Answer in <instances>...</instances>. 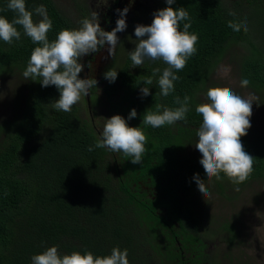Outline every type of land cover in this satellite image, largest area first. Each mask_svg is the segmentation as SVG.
Returning a JSON list of instances; mask_svg holds the SVG:
<instances>
[{
  "label": "trees",
  "instance_id": "obj_1",
  "mask_svg": "<svg viewBox=\"0 0 264 264\" xmlns=\"http://www.w3.org/2000/svg\"><path fill=\"white\" fill-rule=\"evenodd\" d=\"M7 3L0 0V15L11 21L14 13ZM25 3L29 11L41 4L46 7L52 20L49 41L61 29L75 28L54 0ZM167 6L166 0H159L157 9ZM171 7L188 11L189 32L198 35L197 52L176 73L179 80L174 82V92L160 95L157 74L148 86L150 94L142 97V81L154 68L162 73L167 65L146 59L142 68L133 67L129 52L134 43L119 56L122 65L116 69V80L104 88L108 111L145 132L142 164H132L123 153L107 148L88 151L102 132L96 128L94 111L90 115L84 108L93 117L91 121L78 104L70 112L57 111L51 105L59 98L58 89L26 80L23 72L33 48L39 45L20 26H16L19 41L7 44L0 40V81L17 75L25 90L14 96L13 114L0 118V264H31L34 254L52 245L61 254L88 250L94 256L108 255L118 246L127 249L129 264H215L219 250L206 251L205 238L210 234L203 230L202 213L204 220L211 216L199 208L201 198L196 197L193 176L198 174L210 188L214 180L221 192L222 180L236 184L223 173L220 180L205 176L199 162L202 154L195 147L202 123L195 108L202 103L200 95L212 74L232 51L239 80L248 79L246 88L264 98V0H174ZM230 10L236 15H229ZM155 11L135 14L126 21V33L133 32L135 22L151 24ZM38 19L33 15L34 21ZM229 21H246L248 30L233 31ZM185 22H181V30ZM90 93L98 104L96 88ZM113 94L116 97L111 100ZM185 95L191 98L186 123L177 121L159 128L143 123L144 110L155 111L157 104L175 108L174 98L182 100ZM81 103L86 106L84 98ZM131 109L137 115L128 119ZM240 139L244 150L254 157V171L239 186L264 182V146L249 129ZM234 222L217 218L218 233L212 232L227 244L228 252L241 247V232ZM225 256L233 260V256Z\"/></svg>",
  "mask_w": 264,
  "mask_h": 264
},
{
  "label": "clouds",
  "instance_id": "obj_2",
  "mask_svg": "<svg viewBox=\"0 0 264 264\" xmlns=\"http://www.w3.org/2000/svg\"><path fill=\"white\" fill-rule=\"evenodd\" d=\"M173 3L174 0H166L168 6L155 11L151 24H137L134 28L137 43L129 52L133 67L142 68L146 59L162 61L167 65L162 73L160 68H154L152 75L142 81V97L150 94L148 86L153 84V77L157 74L160 95L167 97L174 92V82L179 80L176 73L184 69L188 59L197 52L198 35L189 32V13L183 7L174 9L171 7ZM7 9L14 16L9 21L0 15V40L7 44H12L14 40L19 41L21 33L16 26H20L24 35L33 44L39 45L33 48L23 72L26 80L31 78L39 81L42 87L54 85L59 91V98L51 107L57 111L70 112L81 97L85 100V108L92 111L89 102L90 89L96 88L97 81L91 77L79 78L78 74L83 70L79 61L89 53L100 51L105 44L108 45L104 49L107 55L112 58L115 56L119 41L117 32L124 31L127 27L125 15L128 7L116 10L119 17L111 31H105L100 26L98 13L91 10L90 15L80 21L79 27L61 29L52 41L47 36L52 28V20L44 5L29 11L25 0H8ZM33 15L40 19L34 21ZM229 15L235 16L236 13L230 10ZM184 21L187 22L183 23L181 30V22ZM228 26L236 32L241 29L245 32L248 30L246 21H229ZM102 67L107 70L109 63H103ZM229 71V68H223L222 74L227 75ZM104 76L109 82H114L117 71L109 69ZM240 83L242 87H246L249 80L242 79ZM97 99L98 102L101 100L99 95ZM190 99L187 95L182 100L176 96L174 103L178 106L175 108L157 104L155 111L145 112L143 123L153 128L172 125L177 121L186 123ZM207 99L208 102L198 104L195 108L196 113L202 117V123L196 131L198 140L195 143L196 149L202 154L199 162L207 178L215 177L220 180V174L223 173L233 184L239 185L254 171V157L244 150L240 139L251 126L249 118L252 115L254 98L242 97L229 87L217 85L208 88ZM136 115V110L131 109L128 119L135 118ZM104 121L100 137L94 145L88 147V151L107 148L113 153H123L132 164H142L147 143L145 132L140 127H130L119 114L104 118ZM193 179L202 197L210 196L205 180L200 179L198 174H194ZM31 264H129V261L127 249L121 250L118 246L113 247L108 255L94 256L88 250L83 253L73 250L71 253L61 254L58 247L52 245L34 254Z\"/></svg>",
  "mask_w": 264,
  "mask_h": 264
},
{
  "label": "rangeland",
  "instance_id": "obj_3",
  "mask_svg": "<svg viewBox=\"0 0 264 264\" xmlns=\"http://www.w3.org/2000/svg\"><path fill=\"white\" fill-rule=\"evenodd\" d=\"M54 2L66 16L73 20L75 28L79 27V23L83 18L90 15L91 10L98 13L100 25L105 22L104 15L107 14V7L105 3L104 5L102 4V0H54ZM142 3L144 6H148V9L154 8V6H151L152 0H142ZM154 3H156L155 0ZM102 5L103 7L101 8ZM118 7L119 3H116V6L112 8L109 16L110 21H115L116 10ZM112 12H114V15H112ZM143 18L144 17L141 19ZM135 23L140 24L141 22ZM131 33L132 35L130 36ZM119 40L118 44L121 42L122 45L116 59V64L114 65L115 61L112 58L111 64L106 71L109 69L118 70V67L122 65V61L120 59L121 53L123 52V55L126 53L127 47L130 43H137L134 30L129 34L126 32L121 34ZM107 47L108 45L105 44L103 48L107 49ZM234 50L236 49L234 48ZM233 54L234 53L232 51L230 57L229 55L225 57L216 68L211 76L208 86L200 95V101L202 103L208 102V88L217 85L229 87L236 94L242 97L254 98V101L252 102V115L249 118L251 126L248 129L250 134L255 138H258L260 143L264 146V98H262L258 93L252 92L249 88L241 86L237 70H235L236 57H233ZM107 58V51H104L102 54L98 53L95 63L101 65L107 61ZM81 64L84 65V63ZM113 65L114 67L112 68L111 66ZM223 68L230 69L227 75L222 74ZM104 74L102 72L99 73L98 71L93 73L94 78L97 81L96 90L99 93L98 95L101 96V100L97 104V100L93 94L92 96L90 94L89 98L90 108H93V113L95 114L94 122L96 123V128L100 131L104 126V118H110L112 115L116 114L115 112L108 111L110 106L106 102L107 97L104 88L109 81L105 79ZM106 82L108 83L106 84ZM23 84L24 82L22 78L17 75L10 76L0 81V118H7L13 114L14 107L11 102L18 92H25ZM115 97L116 95L113 94L110 99L114 100ZM81 100L76 104L80 105L82 115L88 121H91L93 117H90L87 112H84V108L86 106L81 103ZM113 105L114 104L111 106ZM86 111H89V109L86 108ZM91 112L92 111L89 112L90 115L93 114ZM144 112L147 111L144 110ZM213 182L214 185L212 188L206 185L210 196L202 197L199 190L195 192L196 197L201 198L198 200V205L201 206L199 207L201 212L205 210L208 215L211 216L210 219L204 220L202 213V219L205 226L203 227V230L210 234L206 235L205 238L207 242L206 251L210 252L211 250H219V254L214 261L215 264H241L244 262L247 264H264V182L258 180L248 182L242 186H236L229 185L227 182L222 180V192L215 185L214 180ZM237 188L239 190H236ZM217 218L219 219V222L221 220H227L229 222L232 220L235 221V226L239 228L241 232V243L239 244H241L240 246L243 248L236 246L237 248H234L233 251H231L232 253L228 252L227 244L224 241H220L219 236L217 237L216 234L212 235V232H216L217 230ZM225 254L233 256V260L232 258L225 256ZM235 256L237 257L234 258Z\"/></svg>",
  "mask_w": 264,
  "mask_h": 264
},
{
  "label": "flooded vegetation",
  "instance_id": "obj_4",
  "mask_svg": "<svg viewBox=\"0 0 264 264\" xmlns=\"http://www.w3.org/2000/svg\"><path fill=\"white\" fill-rule=\"evenodd\" d=\"M156 3H154V0H152V4L151 6H154V8H151V9H148V6H144V4L142 3V0H131V3H130V0H107V2L105 3L104 0H102V4L104 5V3L106 4V7H107V14L104 15V18H105V22L104 23H101V27L105 30V31H111L115 25H116V20L118 19L119 17V13L116 11V15H115V21H110V14H111V10L114 6H116V3L118 4L119 3V7L118 9H124L125 7H128V12L126 13L125 15V19L126 21H130L131 19L134 18V15L138 14V13H145V12H152V11H155V10H158L157 6L159 5V0H155ZM103 5L101 6V8L103 7ZM112 15H114V12H112ZM127 30H124V31H121V32H117V36L118 38L120 37L121 34H124ZM120 41V40H119ZM121 43V42H120ZM118 44L117 45V49H116V53H115V56L113 57V60L115 61L119 54V50H120V47H121V44ZM104 48H101L100 51L96 52V53H89L87 54V57L86 55L83 56L79 62L81 63H84L83 65V70L78 74L79 75V78L81 79H84V78H88V77H91V78H94V75L93 73L94 72H99V73H105L106 69H104L102 67V65H98L95 63V59H96V56L98 53L102 54L104 53ZM123 53V52H122ZM121 53V54H122ZM107 61L109 63V66L111 64L110 60H111V56L107 55ZM112 68L114 67L111 66ZM95 79V78H94ZM96 80V79H95ZM108 82H106L107 84ZM244 262V261H242Z\"/></svg>",
  "mask_w": 264,
  "mask_h": 264
},
{
  "label": "water",
  "instance_id": "obj_5",
  "mask_svg": "<svg viewBox=\"0 0 264 264\" xmlns=\"http://www.w3.org/2000/svg\"><path fill=\"white\" fill-rule=\"evenodd\" d=\"M101 59V58H100ZM102 60V59H101ZM102 65V64H101Z\"/></svg>",
  "mask_w": 264,
  "mask_h": 264
}]
</instances>
